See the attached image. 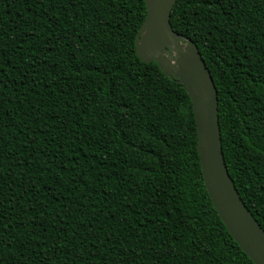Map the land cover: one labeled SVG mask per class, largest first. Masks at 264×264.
<instances>
[{
    "label": "trees",
    "instance_id": "16d2710c",
    "mask_svg": "<svg viewBox=\"0 0 264 264\" xmlns=\"http://www.w3.org/2000/svg\"><path fill=\"white\" fill-rule=\"evenodd\" d=\"M145 0H0V264H254L204 184L183 85L137 55ZM225 163L264 229V0H177Z\"/></svg>",
    "mask_w": 264,
    "mask_h": 264
},
{
    "label": "water",
    "instance_id": "95a60500",
    "mask_svg": "<svg viewBox=\"0 0 264 264\" xmlns=\"http://www.w3.org/2000/svg\"><path fill=\"white\" fill-rule=\"evenodd\" d=\"M177 0H145L147 17L136 39L145 63L186 89L197 126V150L204 184L227 230L254 262L264 264V229L242 200L225 163L219 123L218 92L198 46L171 25Z\"/></svg>",
    "mask_w": 264,
    "mask_h": 264
}]
</instances>
